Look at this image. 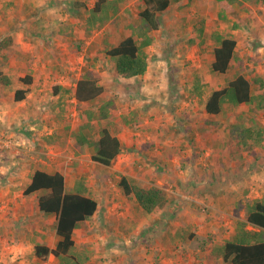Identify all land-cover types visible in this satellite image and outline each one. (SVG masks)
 Here are the masks:
<instances>
[{"label": "rangeland", "instance_id": "rangeland-1", "mask_svg": "<svg viewBox=\"0 0 264 264\" xmlns=\"http://www.w3.org/2000/svg\"><path fill=\"white\" fill-rule=\"evenodd\" d=\"M96 1L0 0V42L13 39L0 44V78H11L0 83V264H59L34 252L59 238L56 216L38 208L40 193L24 194L39 167L62 172L69 191L83 181L98 201L74 235L83 264H229L213 253L246 221L247 205L264 196V107L243 103L213 115L205 101L238 73L264 77V0H228L223 19L219 0L175 2L158 14L147 71L133 78L116 74L102 42L105 33L115 43L139 33L144 1L108 0L93 16ZM200 20L205 48L188 42ZM217 33L237 40L226 74L211 70ZM85 72L105 87L91 102L75 98ZM17 88L29 89L18 102ZM107 101L115 104L108 118L93 119ZM87 121L95 139L105 125L118 130L122 151L110 166L92 159V146L77 145L73 133ZM235 123L260 130L261 139L239 146ZM122 176L164 189L167 200L144 212L120 187Z\"/></svg>", "mask_w": 264, "mask_h": 264}, {"label": "trees", "instance_id": "trees-1", "mask_svg": "<svg viewBox=\"0 0 264 264\" xmlns=\"http://www.w3.org/2000/svg\"><path fill=\"white\" fill-rule=\"evenodd\" d=\"M144 8L140 11L141 24L139 33L125 35L116 43L110 34L105 33L103 37V48L108 56L114 61L115 72L124 78H133L143 75L148 68V55L145 47L153 42L152 30L159 25L158 14L164 12L171 5L179 0H143ZM219 17L223 19L226 13L231 10L228 0H219ZM108 4V0H97L92 8L93 16L102 12ZM201 21V20H200ZM197 35L191 37L190 45H199L205 48L209 36L205 30L204 23L196 27ZM13 42L8 36L0 44L9 47ZM211 70L214 74H226L233 66L236 59L237 40L233 36L217 33L212 43ZM24 84H31L32 78H22ZM0 83L11 84V78L7 75L1 76ZM257 89H264V77L260 75L247 77L238 73L228 80L222 87H214L205 101V110L209 114L229 113L236 107L245 103H257L256 109L264 107V91L256 94L253 86ZM197 87V86H196ZM105 91V87L99 79L90 72H85L77 81L75 98L79 102H91L99 99ZM197 91V89H195ZM193 90V94L195 92ZM29 92L28 88H17L15 100L22 101ZM115 107L113 101L103 103L93 113V119H105L110 114V108ZM90 121L79 126L73 135L78 146L88 145L94 148L92 159L103 165L109 166L122 151V143L118 137V130L113 131L109 125H105L99 132L98 139L91 134H86L90 128ZM239 133L238 145H248L249 139L258 141L261 139V132L258 129L246 126L242 123H235L231 126L233 133ZM257 134V135H256ZM73 191L66 186L65 175L56 171L49 173L36 169L31 175L30 182L25 187L24 194L30 195L39 192L38 208L46 215L56 216V232L59 239L55 247L51 248L44 243H37L34 246L35 255L39 259H46L53 254L59 259V264H83V258L77 252L74 239V231L80 225L92 217L98 209V201L88 194L83 181H80ZM120 187L126 195H134L138 205L146 213L153 212L158 206L167 200V192L158 187H141L132 185L127 176H122ZM251 225L254 229L247 228ZM232 238L221 244L215 251V258L222 257L229 264H264V196L255 199L247 205L246 221H238L232 234ZM212 256V257H213Z\"/></svg>", "mask_w": 264, "mask_h": 264}, {"label": "crops", "instance_id": "crops-1", "mask_svg": "<svg viewBox=\"0 0 264 264\" xmlns=\"http://www.w3.org/2000/svg\"><path fill=\"white\" fill-rule=\"evenodd\" d=\"M114 161V160H113ZM110 166V165H109ZM39 169L40 170H44V171H47V172H49V173H53L51 170H49L48 168H46V167H39ZM89 221L88 220H86V221H84L80 226L81 227H83L84 226V223L86 224V223H88ZM78 229L79 228H77V229H75V231H74V235H75V233L78 231ZM55 233L57 234V232H56V228H55ZM59 239V238H58ZM52 248V247H51Z\"/></svg>", "mask_w": 264, "mask_h": 264}]
</instances>
